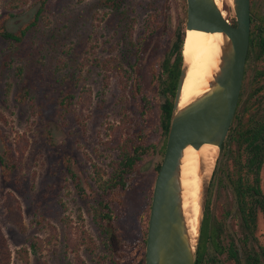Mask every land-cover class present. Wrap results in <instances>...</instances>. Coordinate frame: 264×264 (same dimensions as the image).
<instances>
[{
    "label": "rangeland",
    "instance_id": "374dc122",
    "mask_svg": "<svg viewBox=\"0 0 264 264\" xmlns=\"http://www.w3.org/2000/svg\"><path fill=\"white\" fill-rule=\"evenodd\" d=\"M10 1L0 0V230L9 264L143 263L165 155V97L156 78L177 33L185 37L187 0H49L45 7L30 0L13 11ZM219 2L236 24L232 1ZM251 14V37L261 46L264 0H251ZM120 67L129 73L126 88ZM241 95L234 132L208 172L197 264H264V155L258 195L250 198L256 208L246 220L253 239L245 240L234 188L240 178L255 179L238 136L263 129L264 47L248 57ZM128 140L157 150L136 164L125 187L105 192L118 146ZM200 202L201 191L199 214ZM249 252L255 255L247 262Z\"/></svg>",
    "mask_w": 264,
    "mask_h": 264
},
{
    "label": "water",
    "instance_id": "95a60500",
    "mask_svg": "<svg viewBox=\"0 0 264 264\" xmlns=\"http://www.w3.org/2000/svg\"><path fill=\"white\" fill-rule=\"evenodd\" d=\"M187 4L186 31L222 34L220 62L206 91L180 107L190 68L183 58L165 155L154 184L145 264L197 263L194 238L201 231L209 174L201 185L198 231L193 236L184 206L185 152L189 147L200 150L205 145H213L221 152L240 100L250 48L251 0H232L236 26L224 17L216 0H187ZM204 169L201 161V172Z\"/></svg>",
    "mask_w": 264,
    "mask_h": 264
},
{
    "label": "trees",
    "instance_id": "16d2710c",
    "mask_svg": "<svg viewBox=\"0 0 264 264\" xmlns=\"http://www.w3.org/2000/svg\"><path fill=\"white\" fill-rule=\"evenodd\" d=\"M29 1L30 0H11L8 3V8L11 11L19 10V9L26 7L29 4ZM48 1L49 0H44V7L48 3ZM43 9L41 10V12H43ZM233 26H236V24H234ZM1 35L4 38L12 39L15 41L20 40V37H21L19 35H13L8 32H3L1 33ZM183 43H184V39L181 33H177L176 41L172 47V50L170 51L168 57L162 63V66L159 69V73L157 74V78H156L158 80L159 89L160 88L162 89L161 94L165 97V101L161 105L162 121L160 125L161 141H164V146L162 148L163 151H165V148H166V141H167L170 120H171V115H172L173 106H174V99H175L178 81H179L182 64H183ZM260 45L261 46H259L256 43V38L251 37L248 57L253 50L256 52L258 48L262 49L264 47V38H263L262 43H260ZM173 57L175 59L172 62L171 59ZM119 71L121 73H124L123 88H126V86L128 85V81H129V73L125 71L122 67L119 68ZM241 96H240L238 108L240 106ZM236 116L237 115H235V118ZM235 118H234V121H235ZM3 119L4 118L0 115V120H3ZM233 132H234L233 129H231L230 137L232 136ZM142 136H141L142 138L140 137L139 139L140 141L144 138V134ZM238 137L240 139L241 146L242 144L244 145L245 143H247L246 148H247L248 161L247 163H245V167L248 169V171L251 174L255 175L254 185L252 186L249 183L244 182L242 178H240L234 184V188H235V191L237 192V195L239 197H242V199H244V198H247L248 193H251V192H255L256 195H258L260 164L262 161V157L264 155V124H263V129H248V130L240 131ZM225 147L226 146L222 148L221 152L224 150ZM118 149L120 150V160L118 162L113 163L115 167L113 177L110 178L107 182L103 183L102 187L105 192L117 186L125 187L124 180L126 176L129 173H131L134 170V167L136 166V164L141 162V160H143L145 156L151 153V151H153V153L156 152L157 145L152 144L151 146L148 147V146H145L144 144H141L140 142L138 143L136 141L130 142V140H128L126 143L119 145ZM160 167H161V164L157 166L156 177H157V174L159 173ZM103 208L108 210V213L104 215L107 219L109 218L110 220L111 216H110L109 206L103 205ZM244 214L246 217H248L247 213H244ZM149 219H150V213L148 214V219H147V227H146V232H145L146 239H147V233H148ZM103 220H105L104 217H103ZM0 255H1L0 264H9L10 253L8 251L7 244H6L3 234L1 233V230H0Z\"/></svg>",
    "mask_w": 264,
    "mask_h": 264
},
{
    "label": "bare ground",
    "instance_id": "6f19581e",
    "mask_svg": "<svg viewBox=\"0 0 264 264\" xmlns=\"http://www.w3.org/2000/svg\"><path fill=\"white\" fill-rule=\"evenodd\" d=\"M216 1L220 5L219 0ZM221 42L222 34L220 33L186 31L183 58L190 68L183 86L180 107L190 103L209 87V82L219 67ZM213 154L216 159L218 148L213 145H205L200 150L189 147L185 152L182 168L184 206L193 236H196L198 231L201 185L215 162ZM201 161L205 166L204 172H201Z\"/></svg>",
    "mask_w": 264,
    "mask_h": 264
},
{
    "label": "flooded vegetation",
    "instance_id": "af4514ba",
    "mask_svg": "<svg viewBox=\"0 0 264 264\" xmlns=\"http://www.w3.org/2000/svg\"><path fill=\"white\" fill-rule=\"evenodd\" d=\"M252 15V14H251ZM252 21H253V17H252ZM251 26H252V22H251ZM250 39H251V36H250ZM183 46H184V43H183ZM249 54V53H248ZM247 61H248V58H247ZM246 65H247V63H246ZM245 75H246V70H245ZM244 80H245V77H244ZM243 84H244V82H243ZM242 89H243V86H242ZM241 94H242V92H241ZM239 104V103H238ZM238 108V107H237ZM237 111V110H236ZM236 115V114H235ZM235 118V117H234ZM234 121V120H233ZM225 144V143H224ZM223 147H224V145H223ZM250 184V183H249ZM251 185V184H250ZM252 185H254V181H253V183H252ZM251 185V186H252ZM236 198H237V200H240V206H238L239 207V210H240V212H241V216H242V220H243V223H244V225H245V240L246 239H249L250 237V239H253V232H251L250 231V223H249V221H248V223H246V220L247 219H249V217H250V214L251 213H254V210H255V208H256V204L253 202V200H251V199H255V197H256V193L255 192H251V193H248V196H247V198H244V199H242V197H239L238 195H237V192H236ZM251 198V199H250ZM249 201H248V200ZM244 213H247L248 214V217H246L245 216V214ZM246 227L248 228V231H246ZM254 255H255V253H252V252H249V253H247V256H248V260H247V262L248 261H250V260H252L253 258H254ZM239 259H237V261H238ZM203 261V260H202ZM142 264H145V261L142 263Z\"/></svg>",
    "mask_w": 264,
    "mask_h": 264
}]
</instances>
